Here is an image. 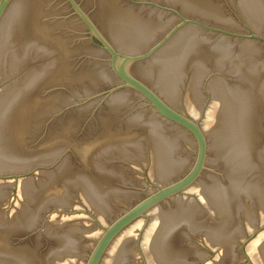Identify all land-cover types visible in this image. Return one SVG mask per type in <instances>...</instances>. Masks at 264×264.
Returning <instances> with one entry per match:
<instances>
[{"label": "water", "instance_id": "1", "mask_svg": "<svg viewBox=\"0 0 264 264\" xmlns=\"http://www.w3.org/2000/svg\"><path fill=\"white\" fill-rule=\"evenodd\" d=\"M162 0H0V53L62 37Z\"/></svg>", "mask_w": 264, "mask_h": 264}]
</instances>
